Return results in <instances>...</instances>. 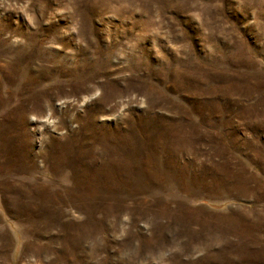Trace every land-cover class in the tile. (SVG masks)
Segmentation results:
<instances>
[{
  "label": "rangeland",
  "instance_id": "obj_1",
  "mask_svg": "<svg viewBox=\"0 0 264 264\" xmlns=\"http://www.w3.org/2000/svg\"><path fill=\"white\" fill-rule=\"evenodd\" d=\"M0 264H264V0H0Z\"/></svg>",
  "mask_w": 264,
  "mask_h": 264
}]
</instances>
